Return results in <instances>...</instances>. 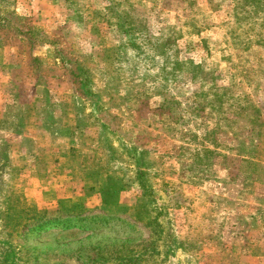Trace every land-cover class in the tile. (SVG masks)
I'll return each mask as SVG.
<instances>
[{
	"label": "rangeland",
	"instance_id": "obj_1",
	"mask_svg": "<svg viewBox=\"0 0 264 264\" xmlns=\"http://www.w3.org/2000/svg\"><path fill=\"white\" fill-rule=\"evenodd\" d=\"M59 1L70 17L83 7L86 20L100 23L76 33L88 42L83 53L98 50L106 58L80 60L93 90L69 97V140L55 137L63 125H53L50 137L43 125L0 116V264H242L236 253L195 251L201 225L191 218L189 229L187 218L194 188L174 179L199 180L203 166L217 159L264 176V0H192L178 6L186 12L176 24H163L172 18L166 12L154 16L159 0ZM170 2L163 7L176 4ZM108 19L126 23L129 34L108 29ZM58 26L56 39L71 64L60 69L61 79L75 83V51ZM201 32L203 39L194 37ZM98 96L113 100L107 116L115 128L124 115L130 122L132 146L124 155L116 130L89 108ZM161 131L183 133L193 148L176 157L157 153ZM96 138L109 145L111 164H97L94 182L115 170L111 189L84 186L92 175L67 169L103 152L94 148ZM45 152L64 166L46 162ZM209 230L218 235L213 224Z\"/></svg>",
	"mask_w": 264,
	"mask_h": 264
},
{
	"label": "crops",
	"instance_id": "obj_2",
	"mask_svg": "<svg viewBox=\"0 0 264 264\" xmlns=\"http://www.w3.org/2000/svg\"><path fill=\"white\" fill-rule=\"evenodd\" d=\"M159 2L162 3H157L158 7L152 9L154 16L166 12L172 15V18L163 24H176L181 17L185 18L186 12V6L182 12L177 9L178 6L188 5L192 0H171L170 3L176 4H170L167 8L163 7L165 0ZM109 8L107 6L106 10L110 12ZM84 11L83 9V13ZM69 15L66 13L65 5L59 0H23L20 4L14 0L12 4L0 3V116L3 120L9 117L11 123L43 125L46 133L53 137L49 130L52 125L69 122L71 116L69 111L72 106L69 97L74 93H89L93 90V83L85 77L82 65L79 67L80 60L84 58L91 61L100 60L99 54L102 59L106 57L104 53L97 52L98 50L89 53L90 56L83 53L84 45L88 42L78 37L76 32L79 30L82 32L87 26L89 29L100 28V23L86 20L83 14L82 17ZM18 17L20 19H17ZM21 23L26 26H21ZM57 23L59 24L57 29H62L61 35L65 44L75 51V65L78 68L76 75L79 76L75 83L64 84L61 79L60 69L71 64L69 58L62 53L60 42L56 39ZM106 23L108 29L116 27L114 21L110 22L108 19ZM204 33L206 34L201 32L194 37L203 39L206 36ZM75 104L80 105L81 102ZM88 104L89 108L95 111V118L99 119L101 125H106L110 131L116 130L117 134H114L120 142L116 143V146L122 151L131 148L132 137L127 131L130 123L128 118L124 115L120 127L117 128L108 120L107 113L115 106L113 100H105L98 96L90 99ZM163 119L164 115L158 116L160 123H163ZM55 137L69 140L72 136L63 129L55 133ZM154 140L157 145L155 150L160 154L169 153L176 157L180 156L185 148H193L191 147L193 145L186 141L187 137L185 140V135L178 131L171 134L161 131V135H157ZM148 142L144 144L145 148L151 146L147 145ZM167 144H170L171 151L165 150L168 148ZM73 145L75 146L71 143L69 147ZM96 145L101 147L103 152L94 150L95 155H92V159H84L83 155L80 159L70 161L67 169L93 173L96 170V161L108 162L109 148L104 146L100 138L94 140V148ZM44 156L45 161L53 165L57 162L61 166L65 164L61 159L57 160L56 154L49 155L45 152ZM75 180L79 182L80 179ZM85 180L87 183H84V186L90 187L95 184L90 183V178ZM174 180L183 186L194 188V194L192 193L195 198L192 201L194 204L193 207L192 202L189 204L187 218L189 229L191 218L201 225L195 233L199 237L196 252H231L239 256L242 264H264V176L261 177L253 169L245 170L239 164L229 166L225 159H217L210 167L203 166V175L199 180L189 177L187 184L176 178ZM105 184L101 183L100 186L103 187ZM97 186L99 187V184ZM190 210H194L193 215L190 214ZM179 211L185 212L184 209ZM211 224L215 226L218 235L211 234L209 230ZM211 264L221 263L212 260Z\"/></svg>",
	"mask_w": 264,
	"mask_h": 264
},
{
	"label": "trees",
	"instance_id": "obj_3",
	"mask_svg": "<svg viewBox=\"0 0 264 264\" xmlns=\"http://www.w3.org/2000/svg\"><path fill=\"white\" fill-rule=\"evenodd\" d=\"M1 2H4L5 0H0ZM7 1V0H6ZM124 4H130L129 2H127V1H125L124 2ZM83 7H75V9H73V15L74 16H79V17H82V14H83V9H82ZM110 10H112V8H109ZM17 19H20V17H18ZM116 23V22H115ZM126 24V23H125ZM125 24H122V23H118V24H116L115 26L116 27H118V28H120L121 30H122V33L124 34V35H126V34H129V30L128 29H124V25ZM132 26V25H131ZM129 27V26H128ZM94 113H95V111H93ZM96 119V118H95ZM99 121V119H96V121ZM66 124V123H65ZM65 124H62L61 126L62 127H60L58 130H69V128H67V127H65L64 125ZM53 126V125H52ZM105 128H107V129H109L106 125H103ZM59 132V131H58ZM112 133L114 132V131H111ZM69 133V132H68ZM71 134V133H70ZM100 140H101V138H100ZM102 141V140H101ZM103 143V142H102ZM104 144V143H103ZM104 146H106V147H108L109 148V150H110V147H109V145H106V144H104ZM126 150H128V149H126ZM122 151V150H121ZM122 153H123V155H124V153H125V151H122ZM97 164L98 163H100V162H96ZM102 163V162H101ZM108 164V166L111 164V162H110V160L108 161V162H106V163H103V165H107ZM97 170H98V168H97V165H96V170L93 172V173H89V174H91L92 175V177L90 178V180L92 179L93 181H90V183L92 182V183H95V184H93L92 186H90L89 188H92V187H96V188H101V189H111L112 188V185H111V183H110V179H111V176H113V174L114 173H116V171L114 170L113 172L112 171H110L109 170V172L106 174V176L103 178V181H101L100 180V182L99 183H97V182H94V181H96V179H94L93 178V175L97 172ZM101 183H106L105 184V186H103V187H101L100 185H101ZM99 184V187L97 186ZM103 202H107V200L106 199H104L103 200Z\"/></svg>",
	"mask_w": 264,
	"mask_h": 264
}]
</instances>
